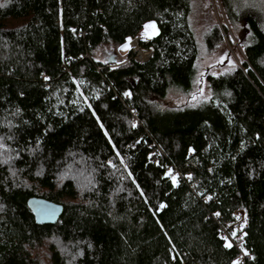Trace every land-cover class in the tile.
Segmentation results:
<instances>
[{"label":"trees","instance_id":"16d2710c","mask_svg":"<svg viewBox=\"0 0 264 264\" xmlns=\"http://www.w3.org/2000/svg\"><path fill=\"white\" fill-rule=\"evenodd\" d=\"M221 1L243 56L159 107L193 86L192 0H0V264H234L218 231L237 208L244 264H264V28ZM148 20L151 56L122 61ZM222 39L209 25L205 51ZM31 195L58 219L37 223Z\"/></svg>","mask_w":264,"mask_h":264},{"label":"rangeland","instance_id":"374dc122","mask_svg":"<svg viewBox=\"0 0 264 264\" xmlns=\"http://www.w3.org/2000/svg\"><path fill=\"white\" fill-rule=\"evenodd\" d=\"M229 8L237 17L244 16L245 13H253L261 22L264 28V0H227ZM221 0H192V9L189 16L190 25L194 31L197 40L199 55L195 63V76L193 86L189 91L183 92L174 87H170L167 94L158 99L151 97L150 100L154 106H174L186 105L198 102L207 97L208 92L205 86L204 73L217 72L231 64L233 61H239L243 56L242 48L238 37L244 33L243 20L234 19L230 22L227 17ZM216 23L222 26V41L212 51H205L203 44V32L209 25ZM155 24V28H145V25ZM150 36L157 32L155 20L145 22L143 28ZM220 29V28H219ZM127 45V47H123ZM118 51L124 55L122 61L126 60L125 53L128 50V40L119 46ZM116 49V51H117ZM113 50L105 45H101L96 50V56L101 59H108L112 56ZM116 63H119L118 61Z\"/></svg>","mask_w":264,"mask_h":264},{"label":"built area","instance_id":"2783aa9c","mask_svg":"<svg viewBox=\"0 0 264 264\" xmlns=\"http://www.w3.org/2000/svg\"><path fill=\"white\" fill-rule=\"evenodd\" d=\"M219 28L222 31V26L219 24ZM151 36L143 29H140L133 37L128 40V48L132 57L137 61H145L152 54V47L145 46L142 41H148ZM115 64V63H113ZM173 173V170L170 171ZM239 217V219H237ZM246 226V220L241 208H237L233 211L232 217L224 222V225L219 229L218 235L225 239L226 242L232 243L238 250V255L234 264H244V258L248 257L243 246V234L244 227ZM233 232L236 233L233 236Z\"/></svg>","mask_w":264,"mask_h":264},{"label":"water","instance_id":"95a60500","mask_svg":"<svg viewBox=\"0 0 264 264\" xmlns=\"http://www.w3.org/2000/svg\"><path fill=\"white\" fill-rule=\"evenodd\" d=\"M27 205L37 223L55 222L63 210L61 203L37 195L29 196Z\"/></svg>","mask_w":264,"mask_h":264},{"label":"snow or ice","instance_id":"6c2138e0","mask_svg":"<svg viewBox=\"0 0 264 264\" xmlns=\"http://www.w3.org/2000/svg\"><path fill=\"white\" fill-rule=\"evenodd\" d=\"M149 27H151V28H155V24L153 23V24H150V25H145V28L147 29V28H149ZM123 47H127V45H125V46H123ZM126 95H127V93H126ZM175 177H173V182L175 183ZM161 207H163V205H161ZM237 219H239V217H237ZM236 235V233L235 232H233V236H235ZM231 245H226V247H230Z\"/></svg>","mask_w":264,"mask_h":264}]
</instances>
